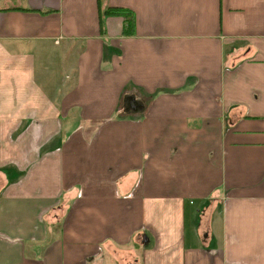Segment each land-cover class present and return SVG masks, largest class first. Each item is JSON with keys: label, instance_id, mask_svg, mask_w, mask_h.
Returning a JSON list of instances; mask_svg holds the SVG:
<instances>
[{"label": "crops", "instance_id": "obj_1", "mask_svg": "<svg viewBox=\"0 0 264 264\" xmlns=\"http://www.w3.org/2000/svg\"><path fill=\"white\" fill-rule=\"evenodd\" d=\"M0 264H264V0H0Z\"/></svg>", "mask_w": 264, "mask_h": 264}, {"label": "trees", "instance_id": "obj_2", "mask_svg": "<svg viewBox=\"0 0 264 264\" xmlns=\"http://www.w3.org/2000/svg\"><path fill=\"white\" fill-rule=\"evenodd\" d=\"M119 15L125 18V28L123 34L125 35H133L134 33V14L133 11L128 8L123 7H104L99 8V19L100 22H103V18L106 16H114Z\"/></svg>", "mask_w": 264, "mask_h": 264}, {"label": "rangeland", "instance_id": "obj_3", "mask_svg": "<svg viewBox=\"0 0 264 264\" xmlns=\"http://www.w3.org/2000/svg\"><path fill=\"white\" fill-rule=\"evenodd\" d=\"M60 77V75H56L55 76V82L57 83L58 81H59V78ZM72 78V77H71ZM55 82L53 83V85L55 86ZM49 86L51 89H53L54 87H53V85L52 84H46V86Z\"/></svg>", "mask_w": 264, "mask_h": 264}]
</instances>
